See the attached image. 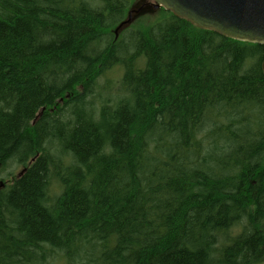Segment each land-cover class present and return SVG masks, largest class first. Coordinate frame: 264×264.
<instances>
[{
  "label": "trees",
  "instance_id": "trees-1",
  "mask_svg": "<svg viewBox=\"0 0 264 264\" xmlns=\"http://www.w3.org/2000/svg\"><path fill=\"white\" fill-rule=\"evenodd\" d=\"M134 1L0 0V264L264 263V46Z\"/></svg>",
  "mask_w": 264,
  "mask_h": 264
},
{
  "label": "water",
  "instance_id": "water-1",
  "mask_svg": "<svg viewBox=\"0 0 264 264\" xmlns=\"http://www.w3.org/2000/svg\"><path fill=\"white\" fill-rule=\"evenodd\" d=\"M153 1V9H164L197 29L214 32L238 42L264 46V0ZM142 10L141 7L129 11L127 19L114 30L117 38L119 33L132 23L135 15ZM262 70L264 74V59ZM43 111L37 115L36 120Z\"/></svg>",
  "mask_w": 264,
  "mask_h": 264
},
{
  "label": "rangeland",
  "instance_id": "rangeland-1",
  "mask_svg": "<svg viewBox=\"0 0 264 264\" xmlns=\"http://www.w3.org/2000/svg\"><path fill=\"white\" fill-rule=\"evenodd\" d=\"M152 4H154L153 0H135L130 5L129 11L133 9L137 10L141 7L143 8V10L141 13L135 15L132 23L128 26L129 30L145 28L148 25H150V22L152 23V21H155L158 18H160L162 9L155 10L152 8ZM126 35L127 33L123 34V36H121V40L124 39ZM113 77H116V74ZM106 82L107 81H102V80L99 82V86L95 92V96H94L95 98L92 99V100L95 99V103L97 106H99L104 99H107V95H113L115 97L117 94L116 90L115 92L111 91L110 93L109 91H106V89H104ZM115 84L116 83L114 82V85ZM63 101L59 100L60 103H62ZM23 170L24 167L18 164L10 165L6 169L0 168V188H1V183L11 181L12 179L16 178Z\"/></svg>",
  "mask_w": 264,
  "mask_h": 264
},
{
  "label": "bare ground",
  "instance_id": "bare-ground-1",
  "mask_svg": "<svg viewBox=\"0 0 264 264\" xmlns=\"http://www.w3.org/2000/svg\"><path fill=\"white\" fill-rule=\"evenodd\" d=\"M41 110V109H40ZM45 112V111H44ZM33 124H34V122H33ZM35 125H36V123H35ZM33 126V125H32ZM22 173V172H21ZM21 176V174H19L17 177H20ZM3 186H4V183H1V188L0 189H2L3 188Z\"/></svg>",
  "mask_w": 264,
  "mask_h": 264
},
{
  "label": "flooded vegetation",
  "instance_id": "flooded-vegetation-1",
  "mask_svg": "<svg viewBox=\"0 0 264 264\" xmlns=\"http://www.w3.org/2000/svg\"><path fill=\"white\" fill-rule=\"evenodd\" d=\"M119 36H120V34H119ZM119 36H118V38H119Z\"/></svg>",
  "mask_w": 264,
  "mask_h": 264
}]
</instances>
